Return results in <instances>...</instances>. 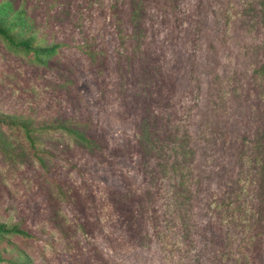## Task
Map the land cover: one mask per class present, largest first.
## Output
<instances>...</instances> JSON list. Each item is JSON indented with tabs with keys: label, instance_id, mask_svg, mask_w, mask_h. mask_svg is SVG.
<instances>
[{
	"label": "rangeland",
	"instance_id": "rangeland-1",
	"mask_svg": "<svg viewBox=\"0 0 264 264\" xmlns=\"http://www.w3.org/2000/svg\"><path fill=\"white\" fill-rule=\"evenodd\" d=\"M162 1L0 0L29 17L38 42L62 45L38 64L0 37V113L52 119L112 150L100 162L47 132L34 157L19 129L0 124V222L35 236L24 246L33 264H110L107 198L125 186L155 192L162 177L153 160L113 155L148 106L161 130L168 116L188 128L176 220H232L234 236L264 248V0H170L173 11Z\"/></svg>",
	"mask_w": 264,
	"mask_h": 264
},
{
	"label": "trees",
	"instance_id": "trees-1",
	"mask_svg": "<svg viewBox=\"0 0 264 264\" xmlns=\"http://www.w3.org/2000/svg\"><path fill=\"white\" fill-rule=\"evenodd\" d=\"M129 1L133 4L135 0ZM140 1L146 4L150 0ZM157 4L171 11L174 9L170 0ZM163 13L166 15L169 12ZM30 22L24 12L9 16L8 10L0 4V37L30 60L43 64V59L57 54L62 45L38 42ZM148 107L140 120V130L134 133L130 146L114 148L113 155L128 157L129 153L140 159L153 160L158 176L162 177L156 179V182L161 181L155 192L148 189L133 190L124 185L125 188L114 189L107 198L111 221L108 229L112 236H104V239L115 243L110 264H132L142 253H151L153 256L158 253V264L259 263L264 249L263 240L259 236H234L237 230L235 221L224 222L220 218L211 222L210 218L198 224H189L184 218L181 222L176 220V205L184 206L188 194L185 191L186 176L180 172L189 164L185 151L189 144L188 128L167 115L169 121H165L161 130L159 124L163 121L162 116ZM0 124L19 129L34 157L39 153L37 135L56 132L64 134L81 154L100 162L112 161V150L105 144L52 119L0 113ZM146 163L150 165V162ZM176 172L181 173V180L174 175ZM217 215L218 211L215 210ZM206 229L207 235L203 233ZM34 237L31 232L17 225L0 222V263L33 264L34 257L24 246L28 239ZM14 238H19L20 242L17 243ZM130 251L137 256L130 254ZM103 259L101 257V262ZM140 261L144 260L141 258Z\"/></svg>",
	"mask_w": 264,
	"mask_h": 264
}]
</instances>
